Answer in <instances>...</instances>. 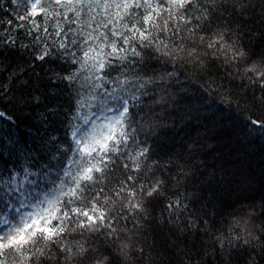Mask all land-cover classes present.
I'll use <instances>...</instances> for the list:
<instances>
[{"label":"snow or ice","instance_id":"1","mask_svg":"<svg viewBox=\"0 0 264 264\" xmlns=\"http://www.w3.org/2000/svg\"><path fill=\"white\" fill-rule=\"evenodd\" d=\"M0 13V49L28 66L0 79V159L25 158L0 177V264H156L168 248L181 264H264V198L213 169L216 133L194 124L235 105L237 135L264 136L251 47L264 0H0ZM189 64L223 107L173 102ZM13 112L34 125L24 143Z\"/></svg>","mask_w":264,"mask_h":264},{"label":"trees","instance_id":"2","mask_svg":"<svg viewBox=\"0 0 264 264\" xmlns=\"http://www.w3.org/2000/svg\"><path fill=\"white\" fill-rule=\"evenodd\" d=\"M4 5L7 7L8 0H4ZM257 27L259 30L264 31V25H257ZM251 47L254 50L253 58H255L256 52H264V43L259 39L253 42ZM26 59L27 57L20 55L17 50L0 49V66H8L7 72L3 76H0V79H6L8 75L19 72L22 68L26 69L28 67ZM192 68L193 66L189 64L186 72L187 82L171 90L174 92L173 95L176 98L173 102L178 101L181 105L194 110L203 109L210 102L223 107L226 102L222 99L221 95H217L214 90L209 91L205 88L210 77L200 71H193ZM214 71V69H210V72ZM181 79L184 80L185 77H181ZM201 96L205 97L203 101L200 99ZM63 103L65 110H67L69 106L67 98H64ZM82 111L87 112L88 109L85 108ZM12 115L17 117L15 132L21 138V143H24L23 129L34 125H32L30 118H24L26 115L24 112H13ZM231 115L234 118L233 120H222L221 114L217 113L209 121H196L194 124H199L201 129L206 128L209 132L216 133L215 140L211 142L216 144L217 147L215 153L209 155L207 162L215 170H219L220 166L223 165L225 169L244 172L246 176L250 177L252 182L251 187L244 194L259 202L264 198V136L259 131L249 136L247 129H244L243 132L237 135L236 130L231 126L234 122L242 120L243 114L239 113L235 105H232ZM237 128H239L238 123ZM193 136H196L195 132ZM30 142L31 137L28 138V143ZM215 155H220L222 159H214ZM22 166H25V158L23 156L16 154L6 156L0 159V177L7 178L10 171L13 174L18 173ZM17 179L23 180L24 177L23 175H17ZM218 194L221 196L225 195V193ZM256 213L259 215L258 208L256 209ZM256 223L258 224L259 221ZM153 259L156 261V264H181L182 258L172 251L171 248H168L167 251H161Z\"/></svg>","mask_w":264,"mask_h":264},{"label":"clouds","instance_id":"3","mask_svg":"<svg viewBox=\"0 0 264 264\" xmlns=\"http://www.w3.org/2000/svg\"><path fill=\"white\" fill-rule=\"evenodd\" d=\"M255 215H258V213H255ZM255 246V244H254ZM139 259V257H133L129 260L128 264H135L136 260Z\"/></svg>","mask_w":264,"mask_h":264}]
</instances>
